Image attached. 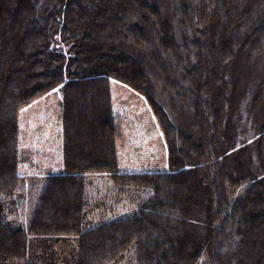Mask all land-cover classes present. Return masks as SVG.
<instances>
[{"label": "trees", "instance_id": "16d2710c", "mask_svg": "<svg viewBox=\"0 0 264 264\" xmlns=\"http://www.w3.org/2000/svg\"><path fill=\"white\" fill-rule=\"evenodd\" d=\"M152 1L51 0L37 16L34 0H0V264H112L130 250L133 264H264V125L253 158L246 143H232L224 76L237 50H264V8L237 36L249 0H158L163 10ZM150 65L172 105L189 114L188 129L154 95ZM110 78L146 98L169 170L116 172ZM56 86L63 172L43 177L22 229L1 219V195L23 180L16 114ZM88 171H109L135 209L82 229L93 205ZM72 235L62 258L57 241Z\"/></svg>", "mask_w": 264, "mask_h": 264}, {"label": "rangeland", "instance_id": "374dc122", "mask_svg": "<svg viewBox=\"0 0 264 264\" xmlns=\"http://www.w3.org/2000/svg\"><path fill=\"white\" fill-rule=\"evenodd\" d=\"M156 1L155 3L158 4V0ZM34 2L37 16L42 12L43 7L53 5L51 0H34ZM249 5L248 24L240 28L237 36H243L253 28L251 25L256 20L254 15L259 8L261 13L264 0H249ZM159 7L164 9L165 4L161 2ZM258 53L257 50L256 54ZM256 54L251 57L244 56L237 50L235 58L233 57L229 65L232 73L224 75L225 92L228 96L226 113L227 115L229 113L228 128L232 143L234 142L235 146L246 143L252 158L259 149L260 140L257 137L260 127L264 125V110H262L264 109V50ZM147 69L152 91L170 120L183 129H188L189 114L187 116L185 112L179 111L172 105L170 92L163 87L161 76L152 65ZM109 91L117 125L116 172L169 170L166 139L144 95L114 78L109 79ZM256 97H258L257 102L254 100ZM16 117L19 149L16 170L23 180L19 189L11 195H1L3 204L1 219L9 225L25 229L42 188L43 177L47 174L63 172L62 154L59 161L56 157L58 149L61 150L62 147L60 86L34 96L17 110ZM42 152L45 155L47 153L46 160L43 161L44 165L47 164V171L38 165V158ZM83 175L84 191L93 205L82 223V229L135 209L125 200L127 190H119L109 171H88ZM235 191L231 198L238 193L237 190ZM64 239L66 240L57 241L56 245L62 258L66 256L64 252H69L70 255L76 235ZM252 252L259 254L257 247L252 248ZM133 262V253L130 250L112 264H133Z\"/></svg>", "mask_w": 264, "mask_h": 264}, {"label": "crops", "instance_id": "0c3cea01", "mask_svg": "<svg viewBox=\"0 0 264 264\" xmlns=\"http://www.w3.org/2000/svg\"><path fill=\"white\" fill-rule=\"evenodd\" d=\"M17 152H18V154H19V149H18V147H17ZM60 154H62V147H61V150L60 149H58V155L56 156L57 158H58V161H59V159H60ZM46 156H47V153H46V155H45V153H41V155H40V157L38 158V165H40V168H44V169H46V171L48 170V168H47V164L46 165H44L43 164V161L44 160H46L45 158H46ZM18 159H19V155H18ZM18 162V161H17ZM29 165V164H28ZM151 171H155V170H151ZM143 172V171H142Z\"/></svg>", "mask_w": 264, "mask_h": 264}]
</instances>
